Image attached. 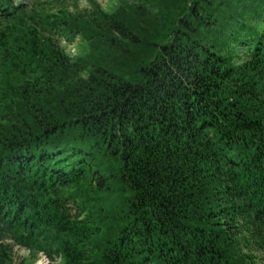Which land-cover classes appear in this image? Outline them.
Masks as SVG:
<instances>
[{
    "label": "trees",
    "instance_id": "16d2710c",
    "mask_svg": "<svg viewBox=\"0 0 264 264\" xmlns=\"http://www.w3.org/2000/svg\"><path fill=\"white\" fill-rule=\"evenodd\" d=\"M40 256L264 264V0H0V264Z\"/></svg>",
    "mask_w": 264,
    "mask_h": 264
},
{
    "label": "rangeland",
    "instance_id": "374dc122",
    "mask_svg": "<svg viewBox=\"0 0 264 264\" xmlns=\"http://www.w3.org/2000/svg\"><path fill=\"white\" fill-rule=\"evenodd\" d=\"M97 1L102 5V7L106 9H111L114 6H117L119 3V0H97ZM63 44L65 45L69 53L75 55L76 53L79 52V45L81 44V41L77 39L75 42H72V43L65 42ZM25 252L26 250L18 249L17 250V260L21 258L23 255H26ZM35 264H50V262L45 256H40V258Z\"/></svg>",
    "mask_w": 264,
    "mask_h": 264
}]
</instances>
